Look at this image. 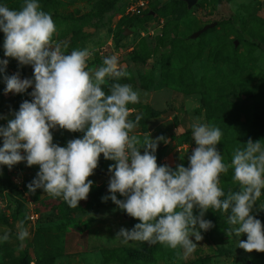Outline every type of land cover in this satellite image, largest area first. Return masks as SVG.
Instances as JSON below:
<instances>
[{
    "label": "rangeland",
    "instance_id": "obj_1",
    "mask_svg": "<svg viewBox=\"0 0 264 264\" xmlns=\"http://www.w3.org/2000/svg\"><path fill=\"white\" fill-rule=\"evenodd\" d=\"M138 1L38 0L55 21L54 40L68 43L66 54L88 49L90 68L102 66L106 56H117L128 75L108 78L103 90L110 94L112 84L120 83L139 92L140 102L128 105L133 110L129 119L142 117L133 133L141 140L150 135L167 139L157 149L158 165L189 166L188 156L195 147L191 125L196 120L221 129L217 148L225 163L249 139L264 141V49L251 41H264V0H197L191 9L181 0H145L147 8L136 18L127 10ZM23 3L0 0L12 10ZM207 25L212 26L200 32ZM4 38L0 31V60L9 61L0 73V127H7L24 101L32 102L34 91L33 87L5 94V75L18 73L21 79L34 80V69L5 56ZM83 135L57 128L53 142L66 147ZM115 164L101 154L89 177L93 187L88 199L76 208L42 189L29 192L38 165L22 162L11 169L0 165V184L12 186L0 193V235L11 232L9 242H0V264H264V253L238 247V240H247L246 234L229 237L228 214L222 210L206 213L214 227L201 233L203 240L187 259L177 257L182 249L117 238L122 228L132 230L141 221L104 199L111 196L108 186L113 175L106 170ZM232 176V169L221 176L226 195L239 190ZM261 205L264 193L253 213L264 224ZM20 220H25L30 233L22 250L16 240Z\"/></svg>",
    "mask_w": 264,
    "mask_h": 264
},
{
    "label": "clouds",
    "instance_id": "obj_2",
    "mask_svg": "<svg viewBox=\"0 0 264 264\" xmlns=\"http://www.w3.org/2000/svg\"><path fill=\"white\" fill-rule=\"evenodd\" d=\"M0 31L5 37V56L34 69V80L21 79L18 73L4 76L5 94H21L33 87L34 91L32 102L24 101L7 127H0V165L11 169L26 162L28 167L40 168L27 186L29 192L42 189L49 196L63 198L70 207H78L88 199L93 187L89 177L103 154L116 162L109 169L113 174L108 186L111 196L105 201L111 199L141 221L132 230L122 228L117 238L182 249L177 257L187 259L203 240L201 233L214 227L205 219L206 213L222 210L228 214L229 237L247 236V240H238V247L248 253H264V224L253 214L264 190V141L249 139L225 163L217 148L221 129L196 120L191 125L195 147L188 156L189 166L158 165L157 149L167 139L150 135L141 140L133 133L142 117L129 119L133 110L128 105L140 102L139 92L120 83L112 84L110 94L103 90L108 78L128 75L116 55L106 56L102 66L90 68L92 53L88 49L66 54L68 43L54 40L55 21L38 0H24L18 10L0 5ZM8 62L0 60V73L6 71ZM57 128L84 135L61 147L53 142ZM229 169L239 190L226 195L221 176ZM117 193L125 199H117ZM194 209L199 210L198 215ZM29 235L25 220H20L16 225L19 249L25 247ZM10 237L11 232L5 231L0 242H9Z\"/></svg>",
    "mask_w": 264,
    "mask_h": 264
},
{
    "label": "built area",
    "instance_id": "obj_3",
    "mask_svg": "<svg viewBox=\"0 0 264 264\" xmlns=\"http://www.w3.org/2000/svg\"><path fill=\"white\" fill-rule=\"evenodd\" d=\"M147 2L145 0H139L136 5L130 6L127 10V14L131 13V15L138 16L141 15L147 8Z\"/></svg>",
    "mask_w": 264,
    "mask_h": 264
},
{
    "label": "trees",
    "instance_id": "obj_4",
    "mask_svg": "<svg viewBox=\"0 0 264 264\" xmlns=\"http://www.w3.org/2000/svg\"><path fill=\"white\" fill-rule=\"evenodd\" d=\"M136 18L137 17H139V15L138 16H135ZM264 21V20H263ZM209 31V30H208ZM254 44H257V45H259L261 48H263L264 49V41H260L259 43L258 42H254L253 40H251ZM263 46V47H262ZM263 113V115H264V111L262 112ZM97 170V169H96ZM109 169H107L106 171H108ZM101 173V172H100ZM103 173V172H102ZM12 189V186L10 185L9 187H6V186H4V185H2V184H0V193H2L3 191H9V190H11ZM262 193H264V190H262Z\"/></svg>",
    "mask_w": 264,
    "mask_h": 264
},
{
    "label": "water",
    "instance_id": "obj_5",
    "mask_svg": "<svg viewBox=\"0 0 264 264\" xmlns=\"http://www.w3.org/2000/svg\"><path fill=\"white\" fill-rule=\"evenodd\" d=\"M181 1H184L187 5V8L188 9H191L192 7H194L197 3V0H181ZM212 25H207L205 26L200 32H203L209 28H211Z\"/></svg>",
    "mask_w": 264,
    "mask_h": 264
}]
</instances>
